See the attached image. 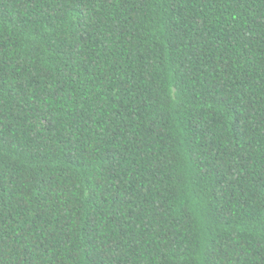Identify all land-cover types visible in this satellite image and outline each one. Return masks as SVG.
<instances>
[{
    "label": "trees",
    "instance_id": "1",
    "mask_svg": "<svg viewBox=\"0 0 264 264\" xmlns=\"http://www.w3.org/2000/svg\"><path fill=\"white\" fill-rule=\"evenodd\" d=\"M0 264H264V0H0Z\"/></svg>",
    "mask_w": 264,
    "mask_h": 264
}]
</instances>
